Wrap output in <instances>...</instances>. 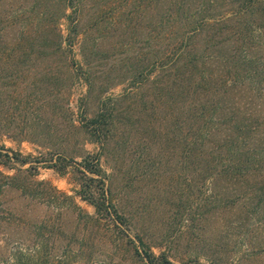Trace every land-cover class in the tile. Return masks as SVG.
I'll return each instance as SVG.
<instances>
[{
  "label": "rangeland",
  "instance_id": "1",
  "mask_svg": "<svg viewBox=\"0 0 264 264\" xmlns=\"http://www.w3.org/2000/svg\"><path fill=\"white\" fill-rule=\"evenodd\" d=\"M61 8L58 0H0V151L29 157L0 170L46 181L59 197L24 194L13 185L0 189V213L13 209L20 213L14 222L21 223L0 222V264L14 263V247L33 245V228L21 227L41 218L63 224L61 244L91 254L92 264H149L138 254L144 249L169 264H264V200L258 202L264 193L250 190V178L211 181L199 169L183 170L187 159H178L174 112L158 102L153 85L133 82L154 57V0H85L79 18L86 40L80 34L71 45ZM258 49L254 55L264 56V47ZM249 90L234 100L243 110L256 104L253 122L264 126V94ZM248 95L251 105L244 104ZM106 107L113 119L108 131L103 127V147L82 126ZM79 153L99 156L129 230L112 221L79 223L70 201L94 213L75 193ZM52 163L66 165L63 174L48 167ZM57 207L71 211L58 216ZM119 226L132 242L117 234Z\"/></svg>",
  "mask_w": 264,
  "mask_h": 264
},
{
  "label": "trees",
  "instance_id": "2",
  "mask_svg": "<svg viewBox=\"0 0 264 264\" xmlns=\"http://www.w3.org/2000/svg\"><path fill=\"white\" fill-rule=\"evenodd\" d=\"M84 1L58 0L62 16L67 20L66 44L71 45L80 34L86 40L87 28L82 29L79 18ZM154 4L159 13L154 57L146 64V72L138 73L140 78L133 77V82L153 85L158 102L168 103L174 112L173 139L176 147L182 144L177 151L178 159L182 155L188 162L181 165L182 169L189 167L193 172L199 169L211 181L221 176L250 178V190L264 193V126L253 122L256 104L245 110L237 104L254 87L258 96L264 94V56L254 55V51L264 47V0H154ZM84 60L88 66L91 58L85 55ZM154 72L155 77L150 79ZM89 74L85 77L87 91L91 87ZM233 93L236 97L232 95L229 101ZM247 97L250 99L244 104L251 105L253 96ZM112 116L111 110L102 108L82 126L91 140L102 139L103 147ZM103 127L107 129L105 133ZM78 155L80 160L73 161L80 172L75 193L94 207V213L88 214L70 201L79 223L85 220L93 226L104 222L107 226L112 221L129 230V219L113 202L112 192L105 183L108 175L100 166L99 156ZM27 158L15 151H0V164L7 168L13 167L11 161L24 164ZM48 167L63 174L66 165L52 163ZM19 174L7 176L0 170V189L13 185L24 194L59 199L57 189L46 181ZM63 196L72 199L64 193ZM68 209L57 207V215L71 211ZM19 216L13 209H3L0 222L13 223ZM16 222V227L21 224ZM29 225L35 234L33 248L14 247L13 264H92L91 254L76 252L71 242L61 244L59 234L65 233L63 224L41 218L26 222L21 228ZM125 227H118L120 237L128 236ZM127 239L132 242L131 238ZM59 248L61 251L57 253ZM135 251L140 252L136 246ZM140 253L149 264H169L150 249Z\"/></svg>",
  "mask_w": 264,
  "mask_h": 264
}]
</instances>
